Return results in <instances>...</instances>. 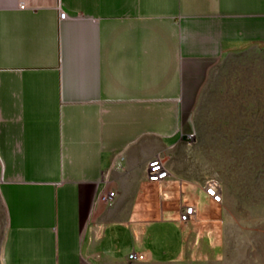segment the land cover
<instances>
[{
	"label": "crops",
	"instance_id": "1",
	"mask_svg": "<svg viewBox=\"0 0 264 264\" xmlns=\"http://www.w3.org/2000/svg\"><path fill=\"white\" fill-rule=\"evenodd\" d=\"M253 46L264 0H0V264L218 261L194 113L223 57Z\"/></svg>",
	"mask_w": 264,
	"mask_h": 264
},
{
	"label": "rangeland",
	"instance_id": "2",
	"mask_svg": "<svg viewBox=\"0 0 264 264\" xmlns=\"http://www.w3.org/2000/svg\"><path fill=\"white\" fill-rule=\"evenodd\" d=\"M193 155L221 189V258L264 264V49L225 55L194 113ZM200 264V263H184Z\"/></svg>",
	"mask_w": 264,
	"mask_h": 264
},
{
	"label": "built area",
	"instance_id": "3",
	"mask_svg": "<svg viewBox=\"0 0 264 264\" xmlns=\"http://www.w3.org/2000/svg\"><path fill=\"white\" fill-rule=\"evenodd\" d=\"M65 14L59 12V20H64ZM168 176V170L165 167V161L161 158H154L147 164L146 179L149 183H159L165 180ZM204 193L214 204H220L222 194L219 184L214 180H209L204 185ZM115 197V192L104 191L98 196V201L104 204H110ZM195 211L193 206H179L178 221L182 224L189 222L194 217ZM126 259L129 262H139L145 259L143 254L130 252Z\"/></svg>",
	"mask_w": 264,
	"mask_h": 264
}]
</instances>
